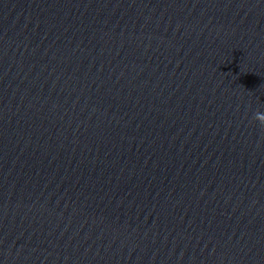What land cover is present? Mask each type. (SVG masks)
I'll use <instances>...</instances> for the list:
<instances>
[{
  "label": "clouds",
  "instance_id": "9594fccd",
  "mask_svg": "<svg viewBox=\"0 0 264 264\" xmlns=\"http://www.w3.org/2000/svg\"><path fill=\"white\" fill-rule=\"evenodd\" d=\"M254 119L260 124L261 127H264V112L257 111L254 113Z\"/></svg>",
  "mask_w": 264,
  "mask_h": 264
}]
</instances>
